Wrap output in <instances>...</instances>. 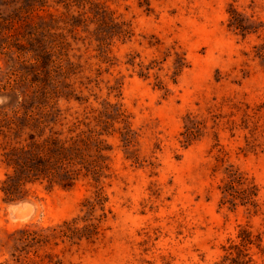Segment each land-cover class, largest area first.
<instances>
[{"label": "rangeland", "instance_id": "obj_1", "mask_svg": "<svg viewBox=\"0 0 264 264\" xmlns=\"http://www.w3.org/2000/svg\"><path fill=\"white\" fill-rule=\"evenodd\" d=\"M231 1L0 0V182L6 154L33 133L16 131L24 113L44 135L100 133L79 144L70 187L27 183L16 201L0 189V264H210L240 228L264 249V63L252 47L264 28L227 30ZM248 1L233 4L262 17L264 0ZM95 13L127 36L99 44ZM231 172L254 186L251 203L223 197ZM95 192L106 201L105 217L98 206L90 217L93 241L12 250L18 228L88 217L82 201Z\"/></svg>", "mask_w": 264, "mask_h": 264}, {"label": "trees", "instance_id": "obj_2", "mask_svg": "<svg viewBox=\"0 0 264 264\" xmlns=\"http://www.w3.org/2000/svg\"><path fill=\"white\" fill-rule=\"evenodd\" d=\"M232 0L227 7V30L232 33L241 35L243 38L246 35L257 34L264 28V2L262 4V17L254 16L253 13L239 10L234 6ZM254 0H249L246 7L252 8ZM63 2V0H56V3ZM93 22L96 23L94 39L99 44L106 43L107 38L125 37L128 32L122 28V23L114 22L112 18L101 17L100 13L93 15ZM264 37V31H263ZM254 49L253 57L260 59L264 63V42L252 46ZM51 59L45 58L42 61L43 68L48 66ZM41 63V61H40ZM58 68V66H55ZM50 113H45V116ZM24 124L17 128L20 132L27 126L33 130V133L28 134V140L25 144L19 146H12L9 153L6 154V166L11 169V173H5V177L0 182V189L3 192L7 201H16L21 199L18 195V190L21 186L27 183H34L35 181H45L48 187L58 185L62 188L70 187L77 179L78 173L71 171L68 166L74 164H83V153L79 144L89 150L90 145L96 142L99 132L90 134L77 133L75 137L61 138L57 132H50L44 135V121L39 117L28 115L24 113L21 117ZM3 118L0 114V123ZM70 130V129H69ZM185 141H189L193 135H184ZM17 143V142H16ZM19 143V142H18ZM95 151L100 152V148L96 147ZM85 165H92L91 161H84ZM84 166V165H82ZM86 172H91L85 167ZM94 170V169H93ZM96 173L95 171H92ZM86 173H84L85 175ZM242 183V177L236 172L227 173L226 180L221 187V192L226 201L234 206L236 200L240 204L251 203L253 196H255L254 186L240 189L237 187ZM106 197L99 192H95L93 199L84 198L82 204L85 206L88 217L74 216L70 219H64L54 225L33 228L29 225L18 228L10 233L9 237L12 240V250L17 252H24L27 254L30 250L26 248L38 247L42 245L56 246L59 242L70 244H77L84 240L86 242L93 241L97 234V223L91 221V216L98 206L102 213L97 221L105 217L104 202ZM225 201L223 200L222 203ZM81 222V223H80ZM227 244L221 245L222 252L210 264H264V249L261 246V238L257 234H252L245 228H240L236 239L227 238ZM255 248V251L250 250ZM35 252V251H34ZM257 254L260 260L253 258ZM53 264H59L58 261Z\"/></svg>", "mask_w": 264, "mask_h": 264}]
</instances>
